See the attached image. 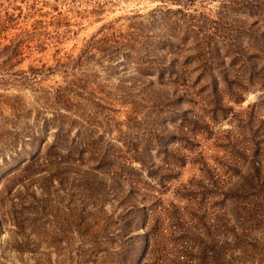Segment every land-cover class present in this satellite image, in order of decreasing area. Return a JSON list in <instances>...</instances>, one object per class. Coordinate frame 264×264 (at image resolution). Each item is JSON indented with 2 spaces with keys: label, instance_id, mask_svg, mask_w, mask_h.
Listing matches in <instances>:
<instances>
[{
  "label": "rangeland",
  "instance_id": "1",
  "mask_svg": "<svg viewBox=\"0 0 264 264\" xmlns=\"http://www.w3.org/2000/svg\"><path fill=\"white\" fill-rule=\"evenodd\" d=\"M0 264H264V0H0Z\"/></svg>",
  "mask_w": 264,
  "mask_h": 264
},
{
  "label": "trees",
  "instance_id": "2",
  "mask_svg": "<svg viewBox=\"0 0 264 264\" xmlns=\"http://www.w3.org/2000/svg\"><path fill=\"white\" fill-rule=\"evenodd\" d=\"M62 157H63V159H65V160L62 159V161H64V162H68V160H67V156H66V155H62ZM115 176H117V178L119 177V175H118L117 173L114 174V177H115ZM120 178H121V177H120ZM120 180H121V179H120ZM153 228H154V227H153ZM146 245H147V241H146ZM146 245H145V247H146Z\"/></svg>",
  "mask_w": 264,
  "mask_h": 264
}]
</instances>
